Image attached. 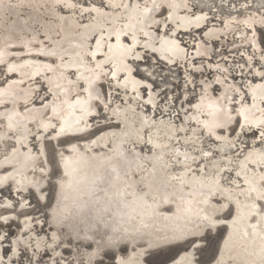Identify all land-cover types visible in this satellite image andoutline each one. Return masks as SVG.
I'll return each mask as SVG.
<instances>
[{
	"label": "rangeland",
	"instance_id": "374dc122",
	"mask_svg": "<svg viewBox=\"0 0 264 264\" xmlns=\"http://www.w3.org/2000/svg\"><path fill=\"white\" fill-rule=\"evenodd\" d=\"M137 2L138 4L141 2L139 6L146 4L145 0H138ZM39 4L30 6L23 4L21 0H2L0 3V174H3L0 185V216L9 217L6 223L0 220V224L3 225V228H0V233H7L11 240L19 239L20 241L17 244L4 242L3 248H0V256H3L4 250L8 249V255L4 256L5 261L8 260V257H12L19 264L21 260L19 253H21V249L27 246V255L35 253L37 259L42 257L41 264H50L53 258L60 260L61 264H64L65 261H72V264H76L78 259L76 246L78 243L82 245V251L85 253H91L95 250L93 247L96 248L93 241L84 239L85 236H94L95 229L83 222L74 223L73 219L70 222L77 226L81 239L73 238L71 244L65 240L60 246L53 244L51 234L57 231L55 217L62 215L60 210L65 207L71 210L74 204H77L81 199V197L76 196L77 198H70L59 204L61 194L65 195L66 192H64V188H67L69 184L65 183L63 187L61 186L63 166L58 154L56 160L60 166L53 174L54 169L51 162L53 148L59 150L57 153L64 151L66 157L74 155L70 150L73 144H79L80 153H84L85 149H88L89 154H92L93 151L108 150L109 153L113 151V153L125 156L130 151L135 149L137 151L139 148L137 151L140 153L139 161L136 165L145 166L144 168L149 172L152 169L149 167L155 165L158 173V170L161 171V166L167 164L168 168L163 172L170 178H178L183 165L176 151H185L193 156L191 161L186 163V167L191 169V173L196 174L200 173L201 169L208 167L209 162L202 153L211 149L214 152L211 160L215 157H221L219 162L221 177L235 181L241 187L242 183L238 181L239 179L234 173L238 159L252 145L255 147L262 146L259 132L264 130L250 127V125H244L242 129L239 123L237 124L240 115L236 112L240 104L250 103L249 85L258 84L262 81L264 83V78L260 75L264 72V44L260 43V36L264 32V25L261 24V21L264 20V0H181V6L178 9L180 13H187L190 16L202 15L201 25L193 28L179 27L176 20L168 19V0L158 1L157 5L162 4L163 7H158L154 11L153 22L147 26L145 32L155 35L164 32L165 35L172 36L184 49V55L178 59L167 56V58H163L164 55L144 48L142 42L146 41L148 36L145 37L143 32L137 33L138 43L127 60L128 66L132 69L131 78L139 83L137 89L129 88L122 82L125 77L123 71H118L115 77L112 76L114 66L111 61L103 62L99 67L95 66L96 58L103 60L104 51L97 54L91 53L96 41L99 38L105 39L107 37L106 32L112 22L116 21L114 24L117 26L124 23L121 1L103 0V5L99 2L95 3L96 8L109 12L115 19H111L112 21L103 20L104 23L101 20H95L94 11L81 13L79 7L76 9L61 8L53 3L54 8L50 13L46 8L47 3L40 4V6ZM83 6L85 8L93 7V0H88V3ZM33 10L39 16L36 21L28 19L31 17L30 14L34 12ZM19 12L21 15L18 14ZM40 13L42 14L40 15ZM57 16L58 20L56 19ZM65 17H71L73 23L68 25ZM25 21L28 22L29 27L20 28L19 24ZM62 21L64 26L61 24ZM156 21L160 23L157 24ZM41 24H44L45 27H41ZM10 25H14L15 29L10 28ZM163 25L164 27H162ZM46 27L49 28L45 29ZM52 27L57 28L53 30ZM69 28L73 30L67 34L66 31ZM26 29L27 31H25ZM94 30L98 32H94ZM45 33L47 34L45 35ZM253 34L257 37L254 42L252 40ZM75 35L85 40L83 46L70 41ZM10 36L11 38H7ZM48 36L50 39L47 38ZM3 38L7 39L3 41ZM109 39L112 40V36H109ZM128 39L131 40L129 34L127 39L122 37L124 43H128ZM59 43L63 45H59ZM75 49L80 53L85 69H81V66L72 65L73 59L70 58V54ZM136 55L141 56L142 59H135ZM23 61H26L23 68H15L12 65ZM38 65H41L40 69L37 68ZM9 67L14 68L13 71H8ZM148 73H151V76ZM48 74L49 76H47ZM92 81L95 82V88L99 87L98 91L101 93L99 95L104 102L103 104L95 99L96 96H92L93 99L90 100L89 93L84 91L85 88L89 87V82ZM148 85H151V88H148ZM204 85L207 86V93L218 98L228 108L231 116V120L225 124L224 130L216 129V134L222 137L221 140L224 138L230 143L227 151L219 152L217 145L221 140L216 141L215 136L209 137L208 133L199 128L198 122L185 118L194 111L192 105L202 95ZM109 93L111 95H108ZM61 96H66L70 102L76 98H85V100L93 102L91 111H77V113L84 115L80 127L90 126L87 131L70 133L58 139L55 138L61 123L52 110L53 108L58 109L57 103L61 100ZM149 97L152 101L151 104L148 103ZM262 100L264 98L259 99V105L264 108ZM104 104H107V108L104 107ZM124 106L126 107L123 108ZM127 112L133 114L130 115L131 119H129L128 124L133 132L135 130L134 133H138V137L135 138L134 134L126 133L123 134L126 138L120 136V143H116V135L107 131L119 128L121 124L120 114ZM142 117L148 119V124L137 126ZM205 117L204 113L200 114V119ZM40 118L46 121L47 127L38 125L37 122ZM159 119L163 120L162 124L171 125L167 129V132L170 131L169 135L165 132L167 128L165 126L158 129V134L153 133L156 126L161 123ZM52 125H55V128ZM22 126L26 133L20 137L18 131ZM151 137L158 138L168 150L162 159L150 158L151 162H147L142 155L152 153L151 146L153 143H148ZM123 138L125 139L122 140ZM130 139L134 140L131 141ZM61 141H67V143H61ZM92 141H95V144ZM17 151L28 152L33 158V163L24 173L12 174L11 169L18 164L14 156ZM170 157H177L179 162H172ZM225 157L227 158L226 161ZM203 166L207 167L203 168ZM132 167L135 169L136 166L132 164ZM260 169H264V165H260ZM137 178H139V174ZM39 183H41L40 186ZM175 183H178V179ZM189 186L185 184L182 187L183 192L190 191ZM61 188H63V192L60 190ZM15 190L16 192H14ZM69 191L70 189L67 190V192ZM8 202H11L13 208L5 211L4 207ZM173 203L159 204L158 207L161 211L169 212L174 206ZM21 204H24L25 207L21 208ZM20 213H25V215H20ZM45 217H47V223L44 222ZM225 232L226 228L223 236ZM57 234L59 235V233ZM99 239V235L94 236V240ZM37 243H39V250L35 247ZM46 244L52 245L55 250L46 248ZM89 244L91 247L88 246ZM145 245L135 241L122 243L118 255L125 257L130 251H136V249H140L141 252L146 249L147 246ZM12 250H15L18 255L13 256ZM181 251L183 249L174 255L175 251L172 248L171 250H156L141 256V260L144 264H167ZM207 258L206 256L205 259ZM83 259L87 262V255L83 256ZM224 259L225 261L228 260L226 256Z\"/></svg>",
	"mask_w": 264,
	"mask_h": 264
},
{
	"label": "snow or ice",
	"instance_id": "6c2138e0",
	"mask_svg": "<svg viewBox=\"0 0 264 264\" xmlns=\"http://www.w3.org/2000/svg\"><path fill=\"white\" fill-rule=\"evenodd\" d=\"M96 2L103 5V0H93V7L91 8L83 6L88 3V0H75V2H72V0H54V3L61 8L76 9L79 7L81 13L99 11L95 7ZM0 3H2V0H0ZM168 6L171 7L172 5L169 4ZM125 7L136 10L139 9V4H129ZM158 7H163V5H157L153 0L152 9H148L145 4L144 11L146 13L155 11ZM198 19L199 17H197ZM155 23L159 24L160 22L156 21ZM261 24L264 25V20L261 21ZM143 35L147 37L150 33L144 32ZM123 36L127 39L128 33L124 32ZM114 38L119 42L121 34L117 33ZM256 39V35L253 34V42ZM158 41L159 48L152 47L147 42L144 47L162 54L174 53L179 47L177 41L168 40L165 36H159ZM99 43L97 41L98 46ZM137 43L138 41L133 35L132 42L124 48V53H133ZM260 43L264 44V32L260 36ZM109 50H111V46H109ZM163 58L167 57L163 56ZM135 59L140 60L142 57L136 55ZM121 70L128 73L132 71L127 64ZM8 71H13V69L9 67ZM115 75L116 73L113 72L112 76L115 77ZM148 75L151 76V73H148ZM260 75L264 78V72ZM94 84V81L89 82V87L84 89L85 92L89 93L90 100L93 97L89 89L94 90ZM147 87L151 88V85ZM95 99L101 104L104 103L99 94ZM205 101L206 96L202 95L199 103L192 105V107L198 112L203 108L208 109L207 114L213 119L204 121L203 126L207 129L209 137L215 136V140L220 141L222 137L216 134V129L224 130L225 128L224 123L218 122L217 118V114L221 110L217 108L215 100L208 99L207 103ZM80 103L81 101L77 98L76 104ZM148 103H152L151 99ZM262 103H264V100H262ZM104 107L107 108V104H104ZM52 111L55 115L56 109L53 108ZM239 115L244 116L247 120L245 111H241ZM189 119H195V117ZM228 119L230 121L231 117H228ZM79 123L77 121L73 125L68 121H64L60 124L55 138L58 139L70 133H83L90 127L81 128ZM52 127L55 128V125H52ZM240 127L243 129L244 125H240ZM255 127L264 129V120L255 122ZM259 135L261 140L264 141V130L260 131ZM61 143H67V141H61ZM92 143L95 144V141H92ZM148 143H151V140ZM70 150L74 155L66 157L63 152L57 153V150L53 148L51 155L53 174L60 166L56 160L57 154L63 164L62 187L64 183L71 185V176L81 172H90L91 178L87 181L86 190L91 200L74 204L71 210L67 207L60 210L62 215L55 217L57 231L52 232L51 239L56 246L62 245L65 240L69 244L73 243V238L80 240L77 226L70 221L72 218L81 216L87 218L91 228L95 229L94 236L99 235L100 237L99 240H94V236L84 237V239L91 240L96 244L95 250L91 253L83 252L82 245L77 244L78 259L76 264H144L139 257L144 256L149 250L159 249L163 251L166 247L171 250L172 246H177L185 251L183 264H264V177H261V183L256 187L251 186L254 181H245L246 184L250 185L247 192L237 194V196L245 195L250 201V203L245 204L242 214L239 199L234 200L229 189L223 187V185H229V188L239 187V185L225 177L214 179L209 185H202L201 190L192 199L185 201L182 187L178 189L176 186L177 177L169 178L167 175L157 174L155 165L149 172L140 164H137L133 169L130 163L120 161L113 163L111 157L98 158L90 155L88 149H85L84 153H80L78 146L75 144L71 146ZM202 155L211 163L214 152L210 149L204 151ZM145 159L147 162H151L149 158ZM169 159L174 163L179 162L177 157H170ZM187 160L188 157L185 155V163ZM167 168L168 165L164 164L161 170L166 171ZM201 171H204V169H201ZM185 173L190 175L191 169L186 167ZM138 174L139 178H137ZM237 177H239V173H237ZM253 193H255L254 196ZM189 195H192V193H189ZM175 197H179L182 202L187 204L182 217L183 223L171 230L155 228L153 226L156 217L155 208L159 204L173 203ZM149 201H151V204ZM20 207L23 208L25 205L21 204ZM11 208H13V205L8 202L4 210L7 211ZM69 212H71V215H69ZM109 214L114 219L119 218V227H113L109 224L107 219ZM20 215H25V213H20ZM8 219L7 216H0V220L5 223ZM44 222L47 223V217H45ZM241 225H243V228H241ZM0 228H3L2 224H0ZM225 228L228 229L227 237L223 236ZM240 234H242V241L239 245L240 255L243 258L237 261L231 253L237 250V240L241 238ZM221 240H223V245H221ZM257 240L259 244L256 243ZM5 241L11 244L20 242L19 239L11 240L7 233H0V248H3ZM128 241L144 243L147 247L143 251L135 253V259L132 257L125 259L118 253L121 250L120 245ZM25 243L27 244V242ZM88 246L91 247V244ZM35 247L39 250V243ZM45 247L55 250L52 245L46 244ZM225 251L230 254L227 261L224 259ZM27 252V246L21 249L19 264H41L42 257L37 259L35 253L27 255ZM217 253H219V257H217ZM12 254L13 256L18 255L15 250H12ZM7 255L8 249H5L4 255L0 256V264H17L12 257H8V260L5 261L4 256ZM85 255L88 257L87 262L83 259ZM206 256L207 259H205ZM50 264H61V261L53 258ZM64 264H72V261H65Z\"/></svg>",
	"mask_w": 264,
	"mask_h": 264
},
{
	"label": "bare ground",
	"instance_id": "6f19581e",
	"mask_svg": "<svg viewBox=\"0 0 264 264\" xmlns=\"http://www.w3.org/2000/svg\"><path fill=\"white\" fill-rule=\"evenodd\" d=\"M18 1V0H17ZM23 4H27V5H30L32 6V4H43V3H47L46 4V8H47V11H49L50 13L53 11V3H54V0H21ZM113 1H121L122 3V13L124 14V23L121 25V26H117L115 25L114 23L116 22H112L109 30L106 32L107 34V37H105V39L103 38H99L97 41H99V46L97 45V41L95 43V46H94V50L91 51L92 54H97L98 52H102L104 51V55H103V60H99L96 58V61H95V66L96 67H99L102 65L103 62L105 61H111L113 63V70L115 73H117L118 71H122L121 69L123 68V66L125 64H127V60L128 58L132 55L131 54H125L124 53V48H126L129 44H131L132 42V39H133V35H135V38L137 39V33H140V32H145L146 29H147V26L153 22V13L154 11H149V12H145L144 9H145V6H139V9H136V10H133L131 8H127L125 7L126 5H136L138 4V0H133V1H129V0H113ZM146 1V5H147V8L148 9H152V6H153V0H145ZM160 1V0H155V3L157 4V2ZM92 2V1H90ZM169 4H171L172 6L169 7V10H168V14H167V18L168 19H171V20H176V23L179 27H183V28H187V27H198L201 25L202 21H203V18H202V15L200 14H196L195 16H190L189 14L185 13H180V11H178L179 7L181 6V0H168ZM185 2V1H184ZM5 3V2H4ZM108 3V2H107ZM141 3V2H140ZM139 3V4H140ZM142 3H145V2H142ZM7 4V3H6ZM14 4V3H13ZM39 4V6H40ZM2 6V5H1ZM37 6V7H39ZM97 6V5H96ZM9 7V6H7ZM87 7V6H86ZM100 7V6H99ZM1 8V7H0ZM13 8V7H12ZM34 8H35V5H34ZM33 8V9H34ZM3 9H7V8H3ZM10 9V8H9ZM26 9V8H25ZM41 9V8H40ZM43 9V8H42ZM29 10V9H27ZM27 10H24V11H27ZM46 10V9H44ZM11 11V10H10ZM15 11V10H14ZM17 11V10H16ZM19 11V10H18ZM34 11V12H33ZM31 17L28 18V19H31V20H34L36 21L37 19H39V16L38 14H36L35 10H33ZM38 11V10H37ZM40 11V10H39ZM59 11V10H58ZM4 12V11H3ZM41 12V11H40ZM73 12V11H72ZM23 13V12H21ZM49 13V14H50ZM196 13V12H195ZM198 13V12H197ZM20 14V12L18 13ZM25 14V13H24ZM23 14V15H24ZM28 14V13H27ZM26 14V15H27ZM42 13H40L41 15ZM46 14V13H45ZM72 14V13H71ZM94 16H95V20L98 21V20H101V22L103 20H110L112 21L114 18L111 14H109V12L105 11V10H101L99 9V11H94ZM13 15V14H12ZM21 15V14H20ZM51 15V14H50ZM56 15V14H55ZM65 15V14H64ZM70 15V14H69ZM92 16V15H91ZM118 16V15H117ZM120 16V15H119ZM21 17V16H20ZM28 17V15H27ZM155 17V16H154ZM197 17H199V19L197 20ZM26 18V16H25ZM46 18V17H45ZM58 18V16L56 17V19ZM73 18V17H72ZM205 18V17H204ZM61 19V18H60ZM90 19V18H88ZM112 19V20H111ZM23 20V19H22ZM25 20V19H24ZM30 20V22H32ZM43 20V18H42ZM58 20V19H57ZM65 20L67 21L68 25H71L73 22V20L71 19V17H65ZM91 20V19H90ZM115 20V19H114ZM45 21V20H44ZM43 21V22H44ZM64 21V20H63ZM63 21H62V25L64 26L65 24H63ZM40 22V21H38ZM47 22V20H46ZM123 22V21H122ZM164 22V21H163ZM66 23V22H65ZM66 23V24H67ZM104 23V22H102ZM3 24V22H2ZM16 24V23H15ZM30 24V23H29ZM58 24V23H57ZM80 24V23H79ZM107 24V23H105ZM31 25V24H30ZM42 25V24H41ZM44 25V24H43ZM41 26V27H45V26ZM95 25V24H94ZM98 25V24H96ZM20 28H28V22H21L19 24ZM34 26V24H33ZM56 26V25H55ZM75 26V25H74ZM89 26V25H88ZM10 28L12 29H15L14 25H10L9 26ZM66 27V26H65ZM68 27V26H67ZM93 27V26H91ZM95 27V26H94ZM164 27V25L162 26ZM49 27H46L45 29H48ZM53 28V27H52ZM57 28V27H55ZM55 28H53V30H55ZM58 28H60V26H58ZM72 28V27H71ZM69 28V30H67V34L69 32V34L71 33V31L73 29ZM105 28V27H104ZM164 29V28H162ZM178 29V28H177ZM181 29V28H180ZM7 30V29H6ZM30 30V29H28ZM32 30V28H31ZM30 30V31H31ZM50 30V29H49ZM51 30V31H53ZM63 30V29H62ZM84 30V29H83ZM5 31V30H4ZM3 31V32H4ZM27 31V29L25 30ZM43 31H44V28H43ZM42 31V32H43ZM79 31V30H78ZM93 31V30H92ZM216 31V30H215ZM16 32V31H15ZM54 32V31H53ZM58 32V31H57ZM77 32V31H76ZM81 32V31H80ZM94 32H98L96 30H94ZM124 32H127L130 36H131V40H129L128 43H124L123 40H122V37H123V33ZM175 32V31H174ZM172 32V33H174ZM14 33V32H13ZM12 33V34H13ZM19 33V32H18ZM56 33V32H54ZM53 33V34H54ZM75 33V31H74ZM117 33H120L121 34V40L119 42H117L115 40V35ZM169 33V32H168ZM214 33V31H213ZM211 33V34H213ZM217 33V31H216ZM8 35L10 34L7 33ZM6 34V35H7ZM24 34V33H23ZM47 33H45L46 35ZM51 34V33H50ZM49 34V35H50ZM63 34V33H62ZM66 34V35H67ZM3 35V33H2ZM1 35V36H2ZM26 35V34H25ZM33 35V33H32ZM12 36V35H11ZM10 37H7V38H11ZM36 36V35H35ZM109 36H112V40L109 39ZM159 36H165L166 39L168 40H174L176 41L172 36H169V35H165L164 32H162L160 35H155L153 33H150V35L147 37L148 39L143 43V47H144V44L147 42L148 44L152 45V47H155V48H159L160 47V44H159V41H158V37ZM5 37V35H4ZM14 37V36H13ZM24 37V35H23ZM30 37V36H29ZM2 38V37H1ZM7 38H3V41ZM49 38V36L47 37ZM62 38V37H61ZM60 38V39H61ZM130 38V37H129ZM28 39V38H27ZM31 39V38H30ZM50 39V38H49ZM59 39V38H58ZM35 40V39H34ZM40 40V39H39ZM62 41V40H61ZM71 42H74L78 45H81L83 46L85 44V40L83 38H81L80 36H73V39L70 40ZM143 41V40H142ZM58 42V41H57ZM2 43V42H1ZM63 43V42H62ZM54 44V43H53ZM57 45V44H55ZM59 45H63V44H60ZM34 46V45H33ZM50 46V45H49ZM104 46V47H103ZM109 46H111V50H109ZM36 47V46H35ZM55 47V46H54ZM61 47V46H60ZM145 48V47H144ZM148 50H151V48H147ZM184 49L179 45V47L175 50L174 53H160V52H157L159 55H164V56H167V57H172V58H182L183 55H184ZM198 50V49H197ZM80 51V50H79ZM29 55V54H28ZM27 55V56H28ZM32 55V54H31ZM30 56V55H29ZM70 58L73 59V64L74 66H81V69H85V67L83 66V63H82V59H81V56H80V53L77 51V49L75 50H72V53L70 54ZM32 57V56H31ZM93 57H95V55H93ZM98 57V56H97ZM23 58V57H21ZM20 58V59H21ZM43 58V57H42ZM263 58V57H262ZM261 58V59H262ZM51 59V58H50ZM176 59V60H177ZM180 60V59H179ZM62 61V60H61ZM172 61V60H171ZM26 63V61H23V62H17V63H13L12 65L16 68H23L24 67V64ZM261 63V62H260ZM128 65V64H127ZM38 69L41 68V65H38L37 66ZM14 69V68H13ZM125 73V77L123 79V83L125 85H127L129 88H132V89H137L138 88V82L131 78V75L130 73H128L127 71H123ZM49 76V74L47 75ZM123 76V75H122ZM47 78V77H46ZM50 78V77H49ZM73 79V78H72ZM119 79V78H118ZM48 81V80H47ZM144 82V81H143ZM263 82V81H262ZM258 83V84H251L249 85L248 87V94L250 96V103H242L240 104L237 109H236V112H238L240 114L241 111H245V115L247 116V120H245V117L244 116H241L240 115V118L239 119V125H250V127H255V122L257 121H260V120H264V108L260 107L259 105V99L260 98H264V83ZM48 85V84H47ZM142 85V84H141ZM99 88V87H98ZM98 88H95L94 87V90L93 89H89V91L91 92V96H97V94H99L100 92L98 91L99 89ZM204 91L202 93V95H205L206 96V103H207V100L208 99H212V100H215L217 102V108L221 110L220 113L217 114V118H218V122H221V123H224L227 124L229 122V119L228 117H231L230 114H229V111H228V108L222 104L220 102V100L218 98H214L212 96H210L207 91V86L204 85ZM61 91V90H59ZM126 91V90H125ZM140 91V90H139ZM80 94V93H79ZM101 94V93H100ZM76 95V94H75ZM201 95V96H202ZM59 96V95H58ZM80 96V95H79ZM200 96V97H201ZM221 96V95H220ZM23 97V96H22ZM60 97V96H59ZM134 97V96H133ZM200 97L198 98L197 103H199L200 101ZM101 98V97H100ZM220 98V97H219ZM60 99V98H59ZM149 99H151L149 97ZM77 100V98H76ZM76 100L70 102L66 96H61V100L58 101L57 105H58V109L56 110V115L58 116L59 118V121L60 123H63L64 121H68L69 123H72L73 125L76 124L77 121H79L81 123V119L82 117H84V115L82 113H77V111H81V112H85L86 110H89L91 111V109L93 108V105L91 103V101L89 100H85V98H82L79 100L81 101L80 104H76ZM154 102V101H153ZM223 102V101H222ZM15 103V102H14ZM225 103V102H223ZM194 104V105H195ZM131 105V104H130ZM30 106V105H29ZM95 106V105H94ZM128 106V105H126ZM126 106H124L123 108H125ZM28 107V106H27ZM79 108V109H78ZM122 108V107H120ZM109 109V108H108ZM128 109V107H127ZM132 109V108H131ZM194 109V108H193ZM133 110V109H132ZM136 111V109H135ZM235 112V111H234ZM3 113V112H2ZM132 113V112H131ZM130 112H127V113H122L120 114L121 116V120H120V127L119 128H116V129H109L107 132H109L110 134H113V135H116L115 139L117 140L116 143H120V136L122 137L123 134H126V133H129L131 135H133L135 138L138 137V133H134L133 130L131 129L130 125L128 124L129 123V119H131V116L130 115H133L131 114ZM136 113V112H135ZM201 113H204L205 114V118L203 119H200V114ZM208 109L207 108H203L201 109V111H197L196 109H194V111L186 116L185 118L188 119L190 117H195V120L196 122H198V126L199 128H202L203 132L205 133H208L207 129L204 128L203 126V122L204 121H211L213 119V117L209 116L208 114ZM4 114V113H3ZM140 114V113H139ZM45 115V114H44ZM43 115V117H44ZM138 115V114H137ZM141 116V115H140ZM139 116V117H140ZM237 116V115H236ZM3 117V116H2ZM55 117V116H54ZM203 117V116H202ZM133 118V117H132ZM52 120V119H51ZM136 120V118H135ZM55 121H57L55 119ZM54 121V122H55ZM53 122V121H52ZM159 123L157 126H156V130H154V134H158L159 131L158 129L159 128H163V126H165L166 130L165 132L167 133V135L170 134V131L167 132L171 125H164L162 124L163 123V120L162 119H159ZM232 122V121H231ZM251 122V123H250ZM38 125L40 124L41 126H44L46 125V121H44L42 118L39 119V121L37 122ZM80 123H79V126H80ZM135 123H138V122H135ZM237 123V124H238ZM144 124H148V119L146 117H142L139 119V124L137 126H142ZM236 124V125H237ZM117 125V124H116ZM136 127V125H135ZM134 127V128H135ZM138 128V127H137ZM228 128V127H227ZM5 130V129H4ZM55 130V129H54ZM132 130V132H130ZM226 130V129H225ZM217 131V130H216ZM228 131V130H227ZM259 132V131H257ZM25 130H24V127L22 126L19 131H18V136L20 137H23V135L25 134ZM226 133V132H225ZM260 133V132H259ZM227 134V133H226ZM84 135V134H83ZM112 135V136H113ZM82 136V135H81ZM119 136V137H118ZM125 136V135H124ZM123 136V137H124ZM128 137V136H127ZM118 138H119V141H118ZM126 138V136H125ZM125 138H123L122 140H124ZM131 138V136H130ZM108 139V138H107ZM128 139V138H127ZM94 140V139H93ZM131 140V139H130ZM129 140V141H130ZM134 140V139H133ZM131 140V141H133ZM254 140V139H253ZM90 141V140H89ZM112 141V140H111ZM127 141V140H126ZM262 141V140H261ZM260 141V142H261ZM87 142V141H85ZM110 142V141H109ZM135 142V141H134ZM133 142V143H134ZM151 142L153 143L151 148H152V153H146L144 155H142L143 158H157L158 160L162 159L163 157H165V154H166V151L168 150L167 147L158 139V138H154V137H151ZM73 143V142H71ZM114 143V142H112ZM114 143V144H116ZM123 143V142H122ZM262 143V146L261 147H255V145H252L250 147V149H248L247 151L244 152L243 156L238 159V162L236 164V168L234 169V173L235 175L237 176V173H239V177H237L239 180V182L242 183L241 187H231L229 188V185H223V187H225L226 189H229V191L231 192V195L233 196V199H239L240 201V205H241V208H240V211L241 213L243 214L244 212V206L245 204L247 203H250V201L248 200V198L241 194L239 196H237L238 193H244V192H247L248 188H249V184H246L245 181H254V184H252L251 186L252 187H256L258 186L260 183H261V177H264V169H260V165H264V141L261 142ZM229 142L226 141L224 138L223 140L220 141V143L217 145V147L219 148V152H223V151H227L229 149ZM21 145V144H20ZM79 145V144H78ZM77 145V146H78ZM140 145V144H138ZM261 145V144H260ZM91 146V145H90ZM131 146V145H130ZM141 146V145H140ZM115 147V146H114ZM239 147V146H238ZM60 148V147H59ZM88 148V147H87ZM110 148V147H109ZM126 148V147H125ZM132 148V147H131ZM61 149V148H60ZM64 149V148H63ZM91 149V148H90ZM97 149V148H96ZM104 149V148H103ZM124 149V148H122ZM93 150V149H92ZM127 150V149H126ZM136 150V149H135ZM130 151L128 155H125V156H122L120 155L119 153H113V151L111 153H109L110 151H97V152H94L90 155H93V156H96L98 158H101V157H111L112 158V161L113 163H116L118 161L120 162H126V163H131V166L133 164V166H136V163L139 161V155L140 153H138L137 151ZM240 150V149H239ZM243 150V149H242ZM59 151V150H57ZM125 151V150H124ZM238 151V150H237ZM64 152V151H63ZM123 152V151H122ZM178 153V158L180 159L181 163L183 164L182 167H181V172L178 174V183L176 184L177 188L180 189L181 187H183L185 184H188L190 185L189 188H190V191H185L183 192L184 193V200L187 201L189 199H192L193 196L199 191L201 190V186L202 185H209L214 179H220L221 178V168H220V165H219V162H220V159L221 157H215L214 159L211 160V163L208 164V167L206 169H204V171H200V173H196V174H193L191 173L190 175L189 174H186L185 173V169H186V163H189L191 161V159L193 158L192 155H190V153H187L185 151H176ZM175 152V153H176ZM72 153V152H71ZM70 153V154H71ZM125 153V152H124ZM123 153V154H124ZM127 153V152H126ZM69 154V153H68ZM142 154V153H141ZM187 156L188 157V160L187 162L185 163L184 161V156ZM221 155V154H220ZM14 156H15V160L18 162L17 165H15V167H13V169H11V173L13 174H21V173H24L30 166L31 164L33 163V158L32 156L28 153V152H15L14 153ZM164 160V159H163ZM227 160V158L225 157V161ZM146 161V159H145ZM159 162V161H158ZM163 162V161H162ZM161 163V162H160ZM153 165V163H151ZM61 165L63 166V164L61 163ZM149 165V164H148ZM194 165V164H193ZM145 167V166H144ZM147 167V166H146ZM162 167V166H161ZM159 167V168H161ZM10 168V167H9ZM149 168H152V167H149ZM203 168H205L203 166ZM148 169V167H147ZM173 169V168H172ZM46 170V169H45ZM152 170V169H151ZM31 171V170H30ZM61 171V170H60ZM148 171V170H147ZM174 171V170H173ZM151 172V171H150ZM5 173V172H4ZM159 175H167L166 173H164L162 170L159 171L158 170V173ZM169 178L170 176L167 175ZM37 177V176H36ZM91 178V173L88 172V173H85V172H81L79 174H76L74 176H71L70 177V180H71V185L67 186V188L65 189L64 188V192H65V195H62L61 193V200L59 202V204L67 201L68 199L70 198H75L76 196L78 197H81V199H79L78 203H82V202H86V201H89L91 200V197L90 195L88 194L87 190H86V184H87V181ZM2 179H3V174H0V185L2 183ZM62 179V178H61ZM15 181V180H14ZM44 181V180H43ZM28 182V181H27ZM30 182V181H29ZM57 182V181H56ZM42 183V181H41ZM39 183L38 185L40 186ZM65 185V183H64ZM4 186V185H3ZM29 186V185H28ZM2 187V186H1ZM27 187V186H26ZM32 187V186H31ZM57 187V186H56ZM38 189V186L36 187ZM35 189V190H37ZM58 189V188H56ZM70 189L69 192H67V190ZM28 190V189H26ZM61 191L63 190V188L60 189ZM206 190V189H205ZM20 191V190H19ZM25 191V190H24ZM60 191V192H61ZM16 192V190L14 191ZM63 192V191H62ZM38 193V192H37ZM189 193H192V195H189ZM64 194V193H63ZM43 195V194H42ZM41 195V196H42ZM255 195V193H253V196ZM39 196V195H38ZM57 196V194H56ZM60 197V196H59ZM76 197V198H77ZM175 200V203L174 206L172 207V209L169 211V212H166V211H161L159 209V207H156L155 208V211H156V217H155V220L153 222V226L155 228H159V229H173V228H176V227H179L182 223H183V220H182V217L184 215V209L187 207V204L185 202H182L180 200L179 197H175L174 198ZM101 203H103V201H101ZM149 203L151 204V201H149ZM73 208V207H72ZM166 209V208H165ZM70 210V209H69ZM7 215V214H6ZM9 215V214H8ZM11 216V215H10ZM73 219V222L76 223L78 222L79 223H85L87 224L88 226H90V223L88 221L87 218L81 216V217H75V218H72ZM107 219H108V222L109 224H111L113 227H119V223H118V220L119 218L116 217L115 219L112 217L111 214H109L107 216ZM254 222V221H253ZM55 223H56V220H55ZM241 228H243V225H241ZM81 230V229H80ZM109 232L111 231L110 229L108 230ZM224 231V230H223ZM93 232V231H92ZM228 235V229L226 228V232H225V235L224 237H227ZM241 235V238L237 240V250L236 252H233L231 253V255L233 257H235L237 259V261L241 258H243L241 255H240V252H241V249H240V243L242 241V234ZM96 238V237H95ZM131 242H134V241H131ZM257 244H259V241L257 240L256 241ZM134 245V244H133ZM138 245V244H137ZM221 245H223V241L221 242ZM129 246V244H128ZM132 246V244H131ZM146 246V245H145ZM134 247V246H133ZM135 248V247H134ZM138 248V247H137ZM95 248L93 247V250ZM127 250H128V247H127ZM140 252V249H136V251H130L124 258L125 259H128L129 257H132L133 259H135V253H138ZM184 255H185V251H181L179 252L173 259H171L169 262H167V264H183V258H184ZM229 253L228 251H225L224 253V256H226V258H229ZM218 257H219V254H218ZM140 261L141 260V256L139 257Z\"/></svg>",
	"mask_w": 264,
	"mask_h": 264
},
{
	"label": "water",
	"instance_id": "95a60500",
	"mask_svg": "<svg viewBox=\"0 0 264 264\" xmlns=\"http://www.w3.org/2000/svg\"><path fill=\"white\" fill-rule=\"evenodd\" d=\"M224 232V231H223ZM165 249H168L167 247L165 248ZM172 249H174V255L179 251V250H181L182 248H179V247H177V246H172ZM156 250H159V249H151V250H149V252L148 253H146V255H148V254H150L151 252H153V251H156ZM173 255V256H174Z\"/></svg>",
	"mask_w": 264,
	"mask_h": 264
}]
</instances>
